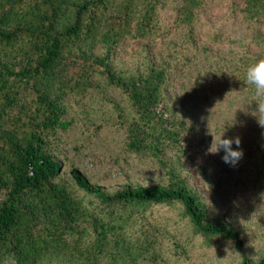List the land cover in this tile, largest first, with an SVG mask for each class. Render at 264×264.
<instances>
[{"label": "trees", "instance_id": "trees-1", "mask_svg": "<svg viewBox=\"0 0 264 264\" xmlns=\"http://www.w3.org/2000/svg\"><path fill=\"white\" fill-rule=\"evenodd\" d=\"M220 10L249 36L231 67L245 75L264 58V0H0V264H157L148 220L138 227L146 234L125 230L157 205H178L192 234L207 243L228 239L240 249L238 233L209 215L167 160L188 157L199 131L178 115L170 93L215 105L225 96L229 72L189 66L201 40L218 43L216 28L202 34V27ZM164 41L172 46L166 64L113 68L116 58L148 54ZM187 70L190 82L180 79ZM101 89L116 90L126 104L124 153L152 158L166 184L105 192L76 170L68 173L72 185L59 176L49 142L70 127V102ZM240 264H264V251Z\"/></svg>", "mask_w": 264, "mask_h": 264}, {"label": "rangeland", "instance_id": "rangeland-1", "mask_svg": "<svg viewBox=\"0 0 264 264\" xmlns=\"http://www.w3.org/2000/svg\"><path fill=\"white\" fill-rule=\"evenodd\" d=\"M211 16L202 27V34L216 28L218 43L209 45L207 38L201 40L200 54L189 66L194 72L202 69L210 75L219 69L232 76L222 82L225 96L216 105L209 97L187 100L178 89L170 93L178 115L193 122L199 131L188 157L170 154L167 160L201 196L209 215L221 217L238 233L241 247L235 249L232 240L214 239L207 243L193 235L178 205L150 206L142 219H133L125 230L127 234H139V222L148 220L144 229L148 228L147 236L155 241L157 264H240L242 259L257 261L264 251V128L258 127L257 118L251 117L256 114L252 111V98L257 100L253 86L247 84L245 75L235 76L236 70L231 68L232 61L245 51L249 36L223 10L212 12ZM171 49L170 41H164L148 54L116 58L113 68L142 72L145 60L166 64ZM190 78L189 70L180 76L187 82ZM182 100L186 102L181 103ZM127 115L126 104L116 90L93 91L82 103L71 101L67 112L70 127L49 142L50 153L60 165L59 176L72 185L68 173L76 170L105 192L166 184L164 172L152 158L124 153V126L119 120L127 123ZM224 129L225 138L240 140L243 157L235 166L223 162V150L215 154L209 151L213 136L219 138ZM231 147L237 148L235 143ZM144 263L139 260L134 264Z\"/></svg>", "mask_w": 264, "mask_h": 264}, {"label": "clouds", "instance_id": "clouds-1", "mask_svg": "<svg viewBox=\"0 0 264 264\" xmlns=\"http://www.w3.org/2000/svg\"><path fill=\"white\" fill-rule=\"evenodd\" d=\"M247 84L253 86L258 102L256 103V111L258 112L257 122L261 127H264V58L259 59L254 64L250 65L245 73ZM225 129L221 132L219 138L213 136L212 146L209 149L213 154L224 151L222 160L230 166H235L243 157V151L239 148V138H225ZM235 143L237 148L233 149L231 145ZM213 145L215 147L213 148Z\"/></svg>", "mask_w": 264, "mask_h": 264}]
</instances>
